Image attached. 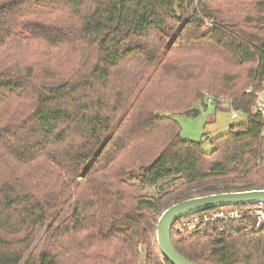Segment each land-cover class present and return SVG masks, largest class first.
Masks as SVG:
<instances>
[{
    "label": "trees",
    "instance_id": "1",
    "mask_svg": "<svg viewBox=\"0 0 264 264\" xmlns=\"http://www.w3.org/2000/svg\"><path fill=\"white\" fill-rule=\"evenodd\" d=\"M263 83L264 0H0V264H168L166 209L264 190ZM205 99L246 117L210 153L161 115ZM247 208L179 221L173 246L264 264Z\"/></svg>",
    "mask_w": 264,
    "mask_h": 264
},
{
    "label": "water",
    "instance_id": "2",
    "mask_svg": "<svg viewBox=\"0 0 264 264\" xmlns=\"http://www.w3.org/2000/svg\"><path fill=\"white\" fill-rule=\"evenodd\" d=\"M262 206H264V190L194 198L169 207L161 214L156 225V243L163 261L168 264H193L180 255L172 243V230L179 221L217 208Z\"/></svg>",
    "mask_w": 264,
    "mask_h": 264
},
{
    "label": "rangeland",
    "instance_id": "3",
    "mask_svg": "<svg viewBox=\"0 0 264 264\" xmlns=\"http://www.w3.org/2000/svg\"><path fill=\"white\" fill-rule=\"evenodd\" d=\"M259 98L264 101V83L262 92L259 93ZM203 105L205 107L201 104H198L195 107V109L200 112L199 116L196 118H189L183 114H176L172 116L169 113H161V115L170 116L176 121L180 127L182 140L187 142H200L202 151L204 153H210L212 150L211 140L227 134L232 125L245 122L246 117L244 115H240L238 119H231L230 112L216 110L206 99L203 101ZM156 190L157 188H148L145 191L143 190L141 195H146L150 198L157 192ZM248 208L252 210L255 209L252 207ZM260 221L263 222V220ZM195 226L196 224L191 226V228ZM27 258L28 255L26 254L21 264H23Z\"/></svg>",
    "mask_w": 264,
    "mask_h": 264
},
{
    "label": "built area",
    "instance_id": "4",
    "mask_svg": "<svg viewBox=\"0 0 264 264\" xmlns=\"http://www.w3.org/2000/svg\"><path fill=\"white\" fill-rule=\"evenodd\" d=\"M251 90H248L247 92H250ZM221 103L223 101H220ZM230 106V102H225L223 103V106L222 108L224 109H227L228 107ZM229 111H230V117L231 119H238L240 117V114L235 112L234 110L231 109V107H229ZM255 110L257 113H259L262 117V131H264V101L261 100L259 98V93L257 94V101L255 103ZM252 208H255L254 210L250 209V208H247V215L250 216V217H255L257 218V222L255 224V229H258L259 228V225L261 224V221L260 220H263L264 222V206L262 207H252ZM239 214H237V212L235 210L233 211H229L228 212V217L231 218V219H236L238 218ZM214 217L217 219V218H221L222 216L221 215H214Z\"/></svg>",
    "mask_w": 264,
    "mask_h": 264
}]
</instances>
